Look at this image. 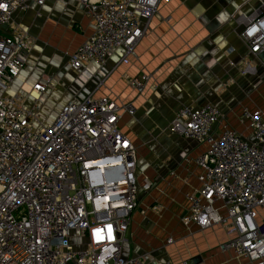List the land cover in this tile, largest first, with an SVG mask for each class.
I'll return each mask as SVG.
<instances>
[{"label": "built area", "instance_id": "built-area-1", "mask_svg": "<svg viewBox=\"0 0 264 264\" xmlns=\"http://www.w3.org/2000/svg\"><path fill=\"white\" fill-rule=\"evenodd\" d=\"M46 1L0 0V264H145L122 253L139 194L153 185L148 177L139 181L137 147L120 127L134 106L96 96L99 84L43 124L39 97L28 106L27 97L10 94L35 44L19 15ZM172 1L81 0L93 32L69 55V67H102L115 52L118 65L130 64L160 5ZM240 23L249 56L264 59V1ZM253 70L245 65L244 72ZM149 78L129 83L142 94ZM48 86L40 78L33 90ZM223 118L211 104L184 105L175 114L172 133L206 145L196 159L200 186L187 195L181 219L201 230L222 225V251L264 264V109H241L248 133Z\"/></svg>", "mask_w": 264, "mask_h": 264}, {"label": "crops", "instance_id": "crops-1", "mask_svg": "<svg viewBox=\"0 0 264 264\" xmlns=\"http://www.w3.org/2000/svg\"><path fill=\"white\" fill-rule=\"evenodd\" d=\"M263 1L164 2L130 64L118 65L120 53L115 52L105 66L89 63L80 70L69 67V55L93 32L81 0H47L19 15L35 44L10 94L24 95L28 106L39 97L41 113L53 115L52 120L66 101L82 99L99 84L96 96L108 95L135 108L133 115L123 112L120 127L137 147L139 181L148 177L153 185L139 194L122 246L124 257L142 258L145 264H252L221 250L228 239L222 225L201 230L182 222L190 206L187 195L200 186L196 159L206 145L172 133L171 125L180 107L211 104L221 110L223 122L249 132L241 123V109H264V59L249 56L239 37L240 17ZM247 63L252 72H244ZM140 74L150 76L142 94L129 83ZM40 78L49 79L44 93L33 90ZM50 94L61 96L55 105L49 103ZM258 221L264 222V207Z\"/></svg>", "mask_w": 264, "mask_h": 264}, {"label": "rangeland", "instance_id": "rangeland-1", "mask_svg": "<svg viewBox=\"0 0 264 264\" xmlns=\"http://www.w3.org/2000/svg\"><path fill=\"white\" fill-rule=\"evenodd\" d=\"M224 88V87H223ZM227 88V87H226ZM62 92V94H61ZM60 94L63 95V90H61ZM59 98H61L60 95H57L55 97H53V95L50 94L49 96V103L50 105H55V103L57 102V100H59ZM53 115H47V114H44L43 112L41 113V116H40V121L43 123V124H47V123H50L52 121V117Z\"/></svg>", "mask_w": 264, "mask_h": 264}, {"label": "snow or ice", "instance_id": "snow-or-ice-1", "mask_svg": "<svg viewBox=\"0 0 264 264\" xmlns=\"http://www.w3.org/2000/svg\"><path fill=\"white\" fill-rule=\"evenodd\" d=\"M0 7H3V5H0Z\"/></svg>", "mask_w": 264, "mask_h": 264}]
</instances>
